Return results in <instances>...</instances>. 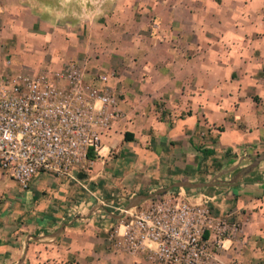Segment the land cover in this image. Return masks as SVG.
I'll list each match as a JSON object with an SVG mask.
<instances>
[{
	"label": "crops",
	"instance_id": "0c3cea01",
	"mask_svg": "<svg viewBox=\"0 0 264 264\" xmlns=\"http://www.w3.org/2000/svg\"><path fill=\"white\" fill-rule=\"evenodd\" d=\"M70 63L120 114L81 183L0 171V264H155L120 209L182 181L211 185L171 192L211 199L219 264H264V0H0L1 72Z\"/></svg>",
	"mask_w": 264,
	"mask_h": 264
},
{
	"label": "built area",
	"instance_id": "2783aa9c",
	"mask_svg": "<svg viewBox=\"0 0 264 264\" xmlns=\"http://www.w3.org/2000/svg\"><path fill=\"white\" fill-rule=\"evenodd\" d=\"M119 114L118 97L86 82L77 63L57 73L0 71V171L23 189L44 174L81 183L80 174H88L94 161L90 155L100 154ZM196 199L179 192L145 207L121 208L124 248L147 251L155 264H219L220 238L205 234H219L220 222L209 197Z\"/></svg>",
	"mask_w": 264,
	"mask_h": 264
},
{
	"label": "water",
	"instance_id": "95a60500",
	"mask_svg": "<svg viewBox=\"0 0 264 264\" xmlns=\"http://www.w3.org/2000/svg\"><path fill=\"white\" fill-rule=\"evenodd\" d=\"M263 160H264V155L259 157V159L256 160V162L253 164V166L251 168L255 167L257 164H259ZM208 186H211V185L208 183H191V182L182 181V182H178V183L174 184L171 189L179 188V189L199 190V189H203V188L208 187ZM162 192L164 193L165 191H161V192H158L156 194L149 195V196H145V195L139 196V197L131 200L129 205L127 206V208L128 209L136 208L142 201L150 199L155 195H159Z\"/></svg>",
	"mask_w": 264,
	"mask_h": 264
},
{
	"label": "rangeland",
	"instance_id": "374dc122",
	"mask_svg": "<svg viewBox=\"0 0 264 264\" xmlns=\"http://www.w3.org/2000/svg\"><path fill=\"white\" fill-rule=\"evenodd\" d=\"M184 190H186V189H184ZM170 191V195L171 194H173V192H171V191H173V189L171 190V189H168V190H166L165 191V193L164 194H166V193H168ZM190 191V193H192V194H198V193H200V192H197V190H189ZM200 191H202V190H200ZM174 193H177V192H174ZM164 194H159L160 196H158V198L159 199H161V198H163V197H161V195H164ZM169 195V194H168ZM157 196V195H156ZM168 198V197H167ZM127 205H128V203H127ZM212 236V234H211V230H207L206 231V234H205V238H209V237H211Z\"/></svg>",
	"mask_w": 264,
	"mask_h": 264
},
{
	"label": "trees",
	"instance_id": "16d2710c",
	"mask_svg": "<svg viewBox=\"0 0 264 264\" xmlns=\"http://www.w3.org/2000/svg\"><path fill=\"white\" fill-rule=\"evenodd\" d=\"M90 158L92 159H96L95 155H93V153L90 155ZM179 190V189H178ZM189 190V189H188ZM200 190H204V189H200Z\"/></svg>",
	"mask_w": 264,
	"mask_h": 264
}]
</instances>
